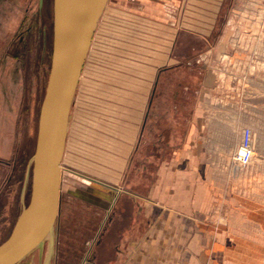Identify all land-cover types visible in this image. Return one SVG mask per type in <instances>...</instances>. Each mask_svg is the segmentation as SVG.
Returning a JSON list of instances; mask_svg holds the SVG:
<instances>
[{
    "label": "crops",
    "instance_id": "obj_1",
    "mask_svg": "<svg viewBox=\"0 0 264 264\" xmlns=\"http://www.w3.org/2000/svg\"><path fill=\"white\" fill-rule=\"evenodd\" d=\"M224 1L108 0L99 18L71 105L65 148L68 143L75 162L69 164L71 176L120 186L129 197L120 204L122 215L108 233L115 237L101 244V255L109 253L114 239V256H122L124 264H220L221 254L234 248L221 242L250 239L249 219L221 215L213 180L219 175L220 139L229 137L230 123L220 121L218 105L205 100L215 93L205 85L207 76L184 72L187 60L175 53L203 47ZM7 72L0 65V164L12 153L21 108L20 79ZM189 76L197 80L195 89L187 87ZM76 103L81 112L91 109L95 119H81L72 138ZM234 136L231 144L223 142L225 153L235 148ZM129 161L138 162L130 181L125 178ZM86 162L99 166L95 173L84 168ZM167 177L180 184L176 179L162 184Z\"/></svg>",
    "mask_w": 264,
    "mask_h": 264
},
{
    "label": "rangeland",
    "instance_id": "obj_2",
    "mask_svg": "<svg viewBox=\"0 0 264 264\" xmlns=\"http://www.w3.org/2000/svg\"><path fill=\"white\" fill-rule=\"evenodd\" d=\"M52 31L53 0H44L41 8L38 0H0V65L8 70V78L11 70L13 78L18 77L21 83V108L12 133L13 150L0 164V243L9 235L30 194V160L49 73ZM175 53L187 60L184 72L207 76L205 85L215 93L205 100L218 105L220 121L230 123L229 137L220 139L219 175L213 180L220 190L221 215L249 219L245 222L250 226L245 227L246 235L250 228V239L235 240L234 244L221 242L223 247L231 245L234 248L227 256L221 254L220 264H264V0H225L215 31L203 47L177 49ZM196 81L189 76L187 87L195 89ZM79 108L76 103L70 119L72 138L73 128L81 119L87 122L95 119L91 109L81 112ZM108 111L115 114L113 110ZM96 120L101 122V118ZM233 124L235 131L231 129ZM233 132L235 148L225 153L223 142L231 144ZM240 148H244L247 155L239 161L235 158ZM63 156L61 207L52 251L49 242L44 241L17 264H124L122 256H114L117 240L108 241L109 253L101 255L100 246L106 238L115 237L108 233L115 218L122 215L121 202L129 203L128 195L118 191L120 186L106 187L83 176H71L70 166L75 162L72 160L71 164L68 143ZM86 163L83 166L90 173H95L99 167L93 162ZM134 164L127 163L125 178L129 181L133 178ZM26 169L27 195L21 201ZM92 178L100 180L96 176ZM175 179L178 182L177 178L167 177L162 184ZM111 204L112 209L108 210L106 207ZM110 215V224L105 226ZM231 227L241 232L239 225Z\"/></svg>",
    "mask_w": 264,
    "mask_h": 264
},
{
    "label": "water",
    "instance_id": "obj_3",
    "mask_svg": "<svg viewBox=\"0 0 264 264\" xmlns=\"http://www.w3.org/2000/svg\"><path fill=\"white\" fill-rule=\"evenodd\" d=\"M44 0H38L41 7ZM108 0H53L52 50L41 101L30 194L9 235L0 264H17L52 231L61 207L63 158L71 105L93 35Z\"/></svg>",
    "mask_w": 264,
    "mask_h": 264
},
{
    "label": "bare ground",
    "instance_id": "obj_4",
    "mask_svg": "<svg viewBox=\"0 0 264 264\" xmlns=\"http://www.w3.org/2000/svg\"><path fill=\"white\" fill-rule=\"evenodd\" d=\"M241 155L243 154V149H239ZM240 161V160H239ZM62 169V167H61ZM57 223V220L55 221V224L53 226L52 231L44 238V240L39 244V246L44 242V241H48L49 242V250L52 251V246H53V233L55 231V225Z\"/></svg>",
    "mask_w": 264,
    "mask_h": 264
},
{
    "label": "built area",
    "instance_id": "obj_5",
    "mask_svg": "<svg viewBox=\"0 0 264 264\" xmlns=\"http://www.w3.org/2000/svg\"><path fill=\"white\" fill-rule=\"evenodd\" d=\"M240 149H243L244 151H243V154L241 155V153H240V151H238V153H237V157L235 158L236 160H242V159H244L245 157H246V150L244 149V148H240Z\"/></svg>",
    "mask_w": 264,
    "mask_h": 264
},
{
    "label": "flooded vegetation",
    "instance_id": "obj_6",
    "mask_svg": "<svg viewBox=\"0 0 264 264\" xmlns=\"http://www.w3.org/2000/svg\"><path fill=\"white\" fill-rule=\"evenodd\" d=\"M41 8V7H40ZM101 248V247H100Z\"/></svg>",
    "mask_w": 264,
    "mask_h": 264
}]
</instances>
